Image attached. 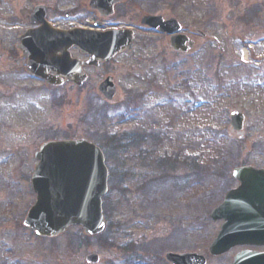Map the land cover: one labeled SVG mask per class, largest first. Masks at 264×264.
<instances>
[{"label": "rangeland", "instance_id": "rangeland-1", "mask_svg": "<svg viewBox=\"0 0 264 264\" xmlns=\"http://www.w3.org/2000/svg\"><path fill=\"white\" fill-rule=\"evenodd\" d=\"M88 3L0 0V264H87L91 255L98 264H130L124 250L133 241L141 242L134 244L139 251L147 248L149 264H167V253L232 264L240 249L208 254L222 226L209 216L237 187V167L264 169V0H132L106 21L107 29L161 15L176 19L194 48L177 54L167 48L169 39L140 30L130 51L88 71L81 88L47 87L29 76L19 45L33 27V10L44 5L50 23L87 28L102 21ZM73 56L85 60L77 51ZM108 77L118 90L111 103L98 91ZM234 111L245 116L243 138L232 130ZM138 133L145 143L129 152L103 150L113 184L100 240L87 241L79 227L40 239L22 226L35 204L31 178L44 143L87 140L102 147L113 135ZM183 157L201 159L212 172L195 177ZM158 158L172 160L165 177Z\"/></svg>", "mask_w": 264, "mask_h": 264}, {"label": "water", "instance_id": "water-1", "mask_svg": "<svg viewBox=\"0 0 264 264\" xmlns=\"http://www.w3.org/2000/svg\"><path fill=\"white\" fill-rule=\"evenodd\" d=\"M123 1L90 0V8L103 17H111L115 6ZM47 13V7H36L30 21L39 27L28 30L20 38L27 73L47 85L60 86L64 77L65 82L81 87L87 80L84 67H98L100 63L111 61L129 50L135 39L132 30H56L47 22ZM141 25L171 36L175 52L187 53V43L193 47L187 36L179 35L182 27L175 19L165 21L163 17L147 16ZM73 48L89 56V60L73 59L70 52ZM99 92L112 101L116 95L114 79H106ZM231 121L235 132L243 130L242 114L233 112ZM36 160L38 164L31 179L36 203L28 212L24 227L48 239L78 226L88 237L103 233L106 223L102 206L109 192V170L102 150L84 140L52 141L40 147ZM233 176L240 187L228 193L223 204L210 215L212 221H224L209 248L212 257H222L236 247L264 245V171L242 167L236 169ZM166 260L170 264H207L206 258L198 254L170 253ZM98 261L96 255L87 259L90 264ZM234 264H264V255L243 252L235 258Z\"/></svg>", "mask_w": 264, "mask_h": 264}, {"label": "trees", "instance_id": "trees-1", "mask_svg": "<svg viewBox=\"0 0 264 264\" xmlns=\"http://www.w3.org/2000/svg\"><path fill=\"white\" fill-rule=\"evenodd\" d=\"M258 13V12H257ZM256 16V15H255ZM104 117H107V116H104ZM151 137V135H149ZM146 136H143L142 134H136V135H130V134H123V136H117V135H113L112 138L108 139V141L106 143L103 144V146L101 147L103 150H105V152L107 151V147H112L114 148L115 152L118 153V151H124V150H128V152L130 151V148H132L133 145H136L138 144V142H144L146 139H145ZM145 143V142H144ZM222 151V150H221ZM220 151V152H221ZM224 156V154H223ZM220 157L221 158H223ZM107 157L109 158L108 156V153H107ZM184 160H185V166L187 165L189 167V169L191 168V171L195 172L194 173V176H200L201 172L204 171H208L210 169V172H212V166L211 165H203L202 162H201V159H197V158H194L193 160H191V158H186V157H183ZM219 159V158H218ZM219 159V160H220ZM218 160V161H219ZM172 160L171 159H167V158H163V159H159L156 161V166L161 170L163 171V175H160L159 177H165L167 175V171H168V167L171 168V162ZM218 163V162H217ZM216 166V165H215ZM216 168V167H215ZM216 171V170H215ZM217 172V171H216ZM218 173V172H217ZM208 176V174H207ZM197 178L199 180V184H204L205 183V180L202 178ZM110 184H113L111 182V179H110ZM162 184V183H160ZM163 184H166V181L165 179H163ZM112 189V188H111ZM109 199V196L105 199V202H104V212H105V216L106 218L110 217V213L108 211V208H107V204L106 202L108 201ZM87 240V239H86ZM88 241V240H87ZM139 243H137L136 245H138ZM132 246V245H131ZM136 248V251H137V260H136V264L138 262V264H149L146 260H145V255L144 253H147V248L146 247H141V251H144V252H141L139 251V249L137 247ZM141 252V254L139 252ZM139 253V254H138ZM154 256V254H153ZM156 257V256H155ZM157 258V257H156ZM154 262L157 260V259H154ZM155 264V263H154Z\"/></svg>", "mask_w": 264, "mask_h": 264}, {"label": "flooded vegetation", "instance_id": "flooded-vegetation-1", "mask_svg": "<svg viewBox=\"0 0 264 264\" xmlns=\"http://www.w3.org/2000/svg\"><path fill=\"white\" fill-rule=\"evenodd\" d=\"M132 0H128L124 5H119V6H117L116 8H115V11H116V14H117V10L118 9H120V8H122V10H124V9H127V8H131V4H130V2H131ZM130 4V5H129ZM102 19V22H100V23H102L103 25H104V19L103 18H101ZM119 27H121V26H119ZM123 27H129L128 25H124ZM131 28V27H130ZM104 30H105V27L103 28ZM133 29H135V31L137 32V34L139 33V31L140 30H143V31H147V32H152V33H154V34H157L158 36H161V37H164L165 39H169L170 40V38L169 37H167V36H162V35H160L159 34V32L158 31H153V30H150V29H148V28H142V27H139V26H137L136 28H133ZM167 48H169V46L167 45ZM85 60H86V58H84ZM87 71H90V69L89 70H87ZM65 85H71V84H65ZM64 86V85H63ZM62 86V87H63ZM256 251L258 252V253H260V254H264V246H262V247H259L258 249H256Z\"/></svg>", "mask_w": 264, "mask_h": 264}]
</instances>
